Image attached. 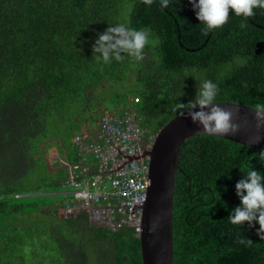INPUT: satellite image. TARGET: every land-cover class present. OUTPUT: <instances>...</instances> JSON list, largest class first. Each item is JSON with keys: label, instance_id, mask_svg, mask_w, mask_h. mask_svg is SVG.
Masks as SVG:
<instances>
[{"label": "trees", "instance_id": "trees-1", "mask_svg": "<svg viewBox=\"0 0 264 264\" xmlns=\"http://www.w3.org/2000/svg\"><path fill=\"white\" fill-rule=\"evenodd\" d=\"M253 11L245 19L230 10L228 22L205 36L188 0L167 8L161 0H0V264H143L133 227L112 231L82 210L65 216L64 183L80 160L75 140L59 160L42 145L80 108L94 124L86 134L108 112H134L149 142L205 80L219 89L214 102L264 104V9ZM118 24L151 30L143 61L122 54L105 63L93 54L99 34ZM109 90L113 103L101 109ZM262 151L202 134L184 141L175 264H264L259 224L228 221L240 206L236 183L249 167L264 175ZM88 161L98 159L88 154ZM240 234L253 245L236 243Z\"/></svg>", "mask_w": 264, "mask_h": 264}, {"label": "built area", "instance_id": "built-area-1", "mask_svg": "<svg viewBox=\"0 0 264 264\" xmlns=\"http://www.w3.org/2000/svg\"><path fill=\"white\" fill-rule=\"evenodd\" d=\"M98 123L92 134L80 133L75 137L80 160L70 167L65 180L71 200L63 211L65 216L75 217L82 210L92 221L112 231L133 227L139 235L142 208L132 211V207L145 201L149 161L136 157L151 148L154 138L149 142L143 140L144 130L134 112H108L99 117ZM88 154L98 162L84 164ZM94 166L97 170L91 171Z\"/></svg>", "mask_w": 264, "mask_h": 264}, {"label": "clouds", "instance_id": "clouds-1", "mask_svg": "<svg viewBox=\"0 0 264 264\" xmlns=\"http://www.w3.org/2000/svg\"><path fill=\"white\" fill-rule=\"evenodd\" d=\"M151 6L153 0H142ZM170 0H161V7L167 8ZM193 5L196 18L203 25L202 34L207 36L213 29H219L228 22L230 10L237 17H252L253 9H264V0H188ZM242 24L241 27H245ZM151 30L147 28H133L125 24L109 26L99 34L92 51L100 54L105 63H110L114 58L121 61L127 54L136 61L145 59V49L152 41ZM218 87L210 80H205L200 85L195 99L187 104L179 103L173 109L179 111L181 116L185 113L193 123H197L206 133H218L223 135H237L241 131L238 121V110L225 109L214 100L218 94ZM255 119L257 129L264 128V104L255 106ZM262 139L260 134L249 138V145L257 144ZM255 158V154L253 155ZM259 158L264 161V151L259 153ZM242 172V170H240ZM236 195L240 199V206L236 207L228 217L232 225L242 226L245 222L249 226L253 222L259 224L257 235L264 240V175L249 167L246 174L236 185ZM236 243L252 246L253 242L246 239L242 234L238 235Z\"/></svg>", "mask_w": 264, "mask_h": 264}, {"label": "water", "instance_id": "water-1", "mask_svg": "<svg viewBox=\"0 0 264 264\" xmlns=\"http://www.w3.org/2000/svg\"><path fill=\"white\" fill-rule=\"evenodd\" d=\"M225 109L238 110L241 131L237 135L206 133L193 123L185 113L171 118L153 139V145L143 151L149 161L148 187L145 201L136 202L132 207L142 208L141 241L143 264H175L174 259V194L176 171L180 168L179 157L185 140L195 135H209L243 146L264 150V128L257 129L255 107L230 102H214ZM260 134L257 144L249 145V138ZM133 158L130 157V160Z\"/></svg>", "mask_w": 264, "mask_h": 264}, {"label": "rangeland", "instance_id": "rangeland-1", "mask_svg": "<svg viewBox=\"0 0 264 264\" xmlns=\"http://www.w3.org/2000/svg\"><path fill=\"white\" fill-rule=\"evenodd\" d=\"M108 95L105 100H102V103L100 102L99 107L101 109H105V106L109 107L113 103V96L111 90L107 92ZM79 110H72L69 114H67L66 118L59 124V126H52L51 127V135L48 138V141L46 143H43V151H45V155L50 156L49 153H52V157L55 160H59L61 156H63L64 151H68L72 148L73 141L75 140V134L77 132L79 133H85L89 126L92 127L94 124H92V120H86L83 118L84 114L82 111V108ZM81 113L78 114V113ZM48 156H46V162H48L49 170H52L51 162L48 160ZM66 157V156H65ZM50 198L57 202L60 200L59 197H56L54 195L50 196ZM59 206V205H57Z\"/></svg>", "mask_w": 264, "mask_h": 264}]
</instances>
